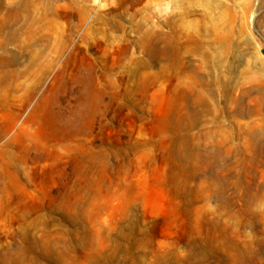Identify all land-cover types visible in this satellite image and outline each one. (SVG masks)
Returning <instances> with one entry per match:
<instances>
[{
	"label": "rangeland",
	"instance_id": "rangeland-1",
	"mask_svg": "<svg viewBox=\"0 0 264 264\" xmlns=\"http://www.w3.org/2000/svg\"><path fill=\"white\" fill-rule=\"evenodd\" d=\"M0 2V264H264V0Z\"/></svg>",
	"mask_w": 264,
	"mask_h": 264
},
{
	"label": "bare ground",
	"instance_id": "bare-ground-1",
	"mask_svg": "<svg viewBox=\"0 0 264 264\" xmlns=\"http://www.w3.org/2000/svg\"><path fill=\"white\" fill-rule=\"evenodd\" d=\"M0 5H1V2H0ZM12 15L15 17V16L17 15V11H14V12L12 13ZM3 24H4V25L7 24L6 19L3 20Z\"/></svg>",
	"mask_w": 264,
	"mask_h": 264
}]
</instances>
